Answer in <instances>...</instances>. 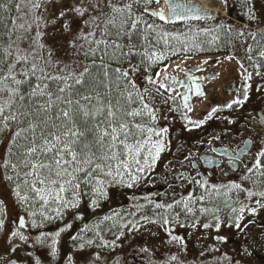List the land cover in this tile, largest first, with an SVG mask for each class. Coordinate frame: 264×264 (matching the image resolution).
Returning <instances> with one entry per match:
<instances>
[{"label":"rangeland","instance_id":"rangeland-1","mask_svg":"<svg viewBox=\"0 0 264 264\" xmlns=\"http://www.w3.org/2000/svg\"><path fill=\"white\" fill-rule=\"evenodd\" d=\"M222 1L226 16L220 19L229 20L231 18L227 11L230 10V2ZM35 2L37 0H21L11 39L16 41L21 50L29 51L35 44V34L39 30L42 33L40 43L45 45L42 51L48 53L52 50L54 62H59L61 67L71 65L77 71L83 70L84 56L69 47L70 36L60 27L63 21L56 19L62 6L69 7L77 0H59L56 3H44V0H40L44 3V7L38 10L32 8ZM154 3L153 8H160L163 1L159 0L157 3L154 0ZM252 7L255 11V19L264 21V0H252ZM136 8L137 6H134V11L137 10ZM39 16H43L48 23L45 27L44 21H41L37 29L35 20ZM142 17L155 27L161 25L149 16L143 14ZM21 24L33 26L30 31H25L19 27ZM97 35L99 38V33ZM183 53L180 57H174L160 70L153 85L147 84L145 96L148 99L145 100L147 102L145 104L148 108H136L140 110L141 115L129 118L132 124H139L144 129H153L150 139L147 131L137 132L135 128L132 129L135 134L132 136L134 140L128 142L135 144L139 141L141 151L137 159L140 160V164L137 165L134 160L121 155L120 160H127L128 167L125 168L121 164L117 170L116 160L110 162L97 160L96 163L103 165V170L93 171L90 176L77 173L72 184H78L79 187L65 184V191L59 193V200L49 197L45 203L32 190L30 185L34 177L25 175L29 168H25L22 163L29 144L25 137L29 136V133H22L17 137L15 133L20 129L11 126V121L5 128L3 121L0 120V206L3 209L0 212V221H2L0 258L9 244L20 243L34 249L35 253L29 255L32 264H66L67 223L70 216L73 217L72 220L81 223L85 219L83 216L87 215L88 220L93 219V222L88 225L87 236H83L86 237L80 246L83 250L95 247L97 244L102 251V264H135L137 261H142L143 264L147 258L151 260L150 254L162 255L167 252L171 255V259L175 257V260L179 259V262L185 264H264V208L257 207L262 215L257 213L255 216L250 211L251 208L256 207L252 202L260 200L264 204V198L252 196V202L246 204V208L248 207L245 211L246 218L237 221V211L234 212L233 209L237 210L239 206H231L228 197H226V205L222 207L213 203L207 205L203 203L200 206L195 204L196 199L190 190L192 187L189 184H185V187L179 184L185 180L184 175L188 171L182 161L189 151L183 142H179L181 127L175 125L171 113L164 111L165 108L170 109L171 97L175 98L177 95L166 86V77L202 65L204 60L209 61L208 71L219 74L218 80L208 85L206 99L196 101L188 115L195 121L191 122L192 126L196 127L216 112H213V109L217 110L221 101L232 103L238 99V95L234 93L229 95L227 90H232L231 84L234 82L243 83L244 77L240 61L231 55L196 57L189 50ZM254 82L256 84L253 88L258 92H264V77L259 76ZM160 84H164L165 88H159ZM149 110H151L150 114ZM249 113L248 111L247 114ZM153 116L155 119L152 118ZM242 119L244 126L239 130L242 135L253 134V129L255 131L262 129L254 116L249 114ZM229 121L233 129L237 121L234 117H230ZM169 131L173 134L171 146L176 145L177 149L175 152V148H171L169 159L164 160L168 150L166 133ZM157 132L160 135H156ZM158 141L162 143L163 149L156 156V147L153 145ZM153 158H155L154 162ZM194 158L190 157V166ZM145 160L148 166H145ZM178 160L181 162L179 163ZM13 164L17 165L15 169L12 168ZM139 168L143 170L138 171ZM109 171L112 175L106 174ZM132 177L136 179L133 180ZM37 187L40 185L37 184ZM261 191H264L263 182L262 187L253 190V192ZM181 192H185L187 197H183L185 195L182 196ZM127 204L129 205L126 206ZM157 204L162 207H156ZM123 205L126 207L123 208ZM169 205L172 207H168ZM201 209L206 211L202 212ZM101 213L103 216L95 220L94 215L101 216ZM20 215L27 217L29 226L37 232V238L26 235L22 229H15L12 225L11 220L14 217L18 219ZM165 219L168 220L167 224L163 223ZM237 222L240 223L239 228L235 226ZM205 224L209 227L205 228ZM50 227L51 233L47 231ZM173 227L176 228L175 232L172 231ZM198 235L204 241L200 248L201 253L193 252L191 248ZM210 246L213 247L212 251ZM94 253L96 252H93V255ZM93 255H90L88 264L93 262ZM255 255L258 257H253Z\"/></svg>","mask_w":264,"mask_h":264},{"label":"snow or ice","instance_id":"snow-or-ice-1","mask_svg":"<svg viewBox=\"0 0 264 264\" xmlns=\"http://www.w3.org/2000/svg\"><path fill=\"white\" fill-rule=\"evenodd\" d=\"M56 2L59 0H44V3ZM156 2L159 3V0ZM44 3L37 0L32 4V8L41 9ZM150 3L152 0H120L116 3L113 0H77L69 7L62 6L56 19L63 21L60 27L70 36L69 47L79 51L91 61V66L85 64L81 71H77L71 65L61 67L59 62H54L52 50L48 51L45 58L42 54L45 45L40 43L42 33L39 30L35 34L36 48L31 53V60L28 54H21L19 50L13 51L11 45L3 50V58L0 59V120L3 121L5 128L9 121L27 123V128H21L15 135L19 137L23 132L29 133V136L25 137L29 144L22 163L25 168H29L25 175L34 177L30 185L32 190L45 203L49 197L59 200V193L65 191V184L79 187L78 184H72L77 173L90 176L93 171L103 170V165L96 163L97 160L104 162L116 160L117 170L121 164L125 168L128 167L127 160H120L121 155L134 160L137 165L140 164V160L137 159L141 151L139 141L135 144L128 142L129 138L135 135L132 129L135 128L137 132L147 131L149 139L153 129H144L139 124H132L129 118L140 116L141 112L139 109L126 108L122 101L131 104L133 92L128 91V86L130 85L132 89L136 88L129 74L130 71L137 70L130 64L132 56H143L152 63L165 59L164 53L156 51L149 53L147 48L142 52L134 51L136 47L132 43L134 35H139L147 43L148 32L156 31L153 24H148L142 18V13L134 11V6ZM0 8L7 11L8 5L0 3ZM19 9V4H16V10ZM144 11L147 12V7ZM172 11L175 13V7ZM151 15L158 16L161 20L166 19L162 12H152ZM207 15L205 12L204 17L206 18ZM194 18L200 19L201 15H196ZM41 21H44L45 27L47 26L48 22L43 16H39L35 20L37 29ZM139 25H145L143 32L140 31ZM32 26V24H21L19 27L30 31ZM167 36V33L163 36L158 33L157 43L159 39H164L167 45ZM173 38L179 39V37ZM125 39L127 43L120 42ZM215 39L216 37H213V40ZM37 49L41 51L38 52ZM248 50L251 51V48ZM260 55L264 57V52ZM106 57L108 61L116 64L129 60L130 69L113 68L111 63L105 62ZM37 60L40 63H37ZM49 68H55L57 72L52 74L48 71ZM110 74L115 75L117 82L126 81L123 88L116 83V96L112 94ZM250 78L251 73L248 74L247 79ZM148 79L150 83L154 82L151 77ZM173 82L175 83L174 78ZM159 88H165V85L160 84ZM197 94L202 95L199 92ZM232 103L239 105L243 101L237 99ZM143 107L148 108L147 105ZM228 107H231V104ZM215 111L216 109H213V112ZM152 118L155 119L154 116ZM156 135L160 133L157 132ZM153 146L156 147V156H158L163 145L158 141ZM258 155L264 157V151L259 152ZM154 160L155 158L153 162ZM145 166H148L147 160ZM16 167L17 165H12L13 169ZM254 169L264 175V164L260 159L255 161ZM252 171L253 169H249V172ZM106 174L112 175V172ZM132 179L135 180L136 177ZM37 184L40 187H37ZM247 195L249 198L252 196L264 198V191H249ZM22 199L26 200L27 197ZM200 199L202 200L203 197ZM256 203L258 207L264 208L260 200ZM156 207L162 206L157 204ZM2 210L0 206V212ZM245 210V207L239 209L240 216L237 217V221L242 218ZM201 211L206 210L201 209ZM233 211L237 210L233 209ZM250 211L254 215L257 209L251 208ZM163 223L167 224L168 220L165 219ZM235 226L239 228L240 223L237 222ZM204 227L207 228L209 225L205 224ZM173 239L179 238L173 237ZM172 259L174 260L175 257Z\"/></svg>","mask_w":264,"mask_h":264},{"label":"flooded vegetation","instance_id":"flooded-vegetation-1","mask_svg":"<svg viewBox=\"0 0 264 264\" xmlns=\"http://www.w3.org/2000/svg\"><path fill=\"white\" fill-rule=\"evenodd\" d=\"M209 61L204 60V63L199 66L190 67L183 70L180 74H172L170 77H166V86L173 92H176L175 98L171 97V107L170 109L165 108V112L172 114L175 125L178 124L181 127L182 134L179 137V142H183L188 151L186 153L187 157L184 158L182 163L188 169L185 173L184 181L179 184H189L192 187L190 189L194 194V199H196L195 204H211L218 206L226 205L225 202L231 201V206L238 205L237 216H240L239 209L241 207L246 208V204L251 201L247 193L249 191L257 190L262 187V182L264 183V175L259 174L257 170L254 169L255 161L257 159L261 160L264 164V157H260L258 154L264 151V92L259 91L255 88L252 89L249 100L244 99L245 86L243 78L242 82H234L231 84L232 90L228 89L229 95L233 93L238 95V99L242 100L243 103L237 105L229 102H220V107L216 112L211 115L208 119H205L201 125L198 127L192 126L195 122L193 118L188 117L192 107L195 102L199 99H193L192 103L189 104L188 108H185L182 101L183 89L177 88L179 84L182 83L181 80L186 78V72H190L193 77H200L202 84L206 93L208 94V85L214 83L218 80L219 74L217 72L208 71ZM193 68H197L198 71L194 73ZM216 75L215 79L210 82L208 76ZM175 79V83L173 82ZM232 91V93H229ZM221 104H225L222 105ZM231 104V107L228 105ZM258 121L262 129L255 131L253 129V134L242 135L239 130L244 126L242 117H246L247 112ZM157 114V111L155 112ZM239 116V117H238ZM208 117V116H207ZM230 117L236 119V124L234 128H231L229 124ZM167 120L166 117H164ZM192 122V123H191ZM168 138V150L167 155L164 160L169 159L170 149L175 148L176 145L171 146V141L173 139V134L171 131L166 133ZM247 143H250V150L245 154H241V151L245 148ZM174 152V151H173ZM239 154V155H237ZM190 157H195L192 161V166L189 165ZM235 157V159H233ZM180 163L181 161L178 160ZM191 168V170H189ZM249 169H253L249 172ZM206 182V183H205ZM233 185H239V188L232 187ZM227 189V190H226ZM182 196L185 192H181ZM183 197H187L186 195ZM203 197L201 200L200 198ZM223 197V198H222ZM258 198V196H257ZM256 198V199H257ZM122 202V201H120ZM257 213L262 215L257 208ZM262 203V202H261ZM127 204L126 206H128ZM123 205L122 207H126ZM99 210V209H98ZM246 211V210H245ZM236 216V217H237ZM85 219L79 223V221L72 220L73 217L70 216L69 222L67 223L68 232L65 237V245L67 249L66 264H88L90 261V255H93L90 264H102L103 256L102 251L98 248L96 244L95 247H89L87 249L81 248L80 244L83 239L87 236L86 231L88 225L93 222V219L88 220V216H83ZM99 216H95V220ZM242 218H246V212L243 213ZM241 220V219H240ZM252 220V219H251ZM255 220V219H254ZM260 220V219H259ZM257 221V219H256ZM256 221H254L256 223ZM12 225L15 229H18V219L14 217L11 220ZM28 220V226H29ZM29 231H24L26 235L34 236L37 238V232L29 226ZM19 230V229H18ZM200 231V229H198ZM21 231V230H20ZM51 233V227L47 229ZM86 235L85 237H83ZM9 238V237H8ZM196 241L193 242V252L201 253V247L203 245V240L198 235ZM9 244V241H8ZM198 244V245H197ZM211 250L213 247L210 246ZM34 252V249L28 247V245H22L20 243L9 244L6 251L2 254L0 258V264H32V259L29 255ZM257 252V250H255ZM255 254V253H254ZM36 255V254H35ZM258 257V256H253ZM107 264V263H104ZM112 264V263H111Z\"/></svg>","mask_w":264,"mask_h":264},{"label":"trees","instance_id":"trees-1","mask_svg":"<svg viewBox=\"0 0 264 264\" xmlns=\"http://www.w3.org/2000/svg\"><path fill=\"white\" fill-rule=\"evenodd\" d=\"M230 2L229 15L231 19H220L211 22L191 21L177 23L173 25H163L156 27V31L148 32V42L145 43L139 35H134L132 43L136 45L134 51L142 52L147 48V51L151 53L156 51L158 53H164L165 59L152 63L145 57L140 55H134L130 58L131 66L136 67V71H130V79L135 83L136 88L132 89L128 86V91L133 92L132 102L128 104L126 101H122L126 108L136 109L144 108L146 105V86L149 84V77L154 81L157 74L162 70L171 60L182 56L183 51L189 50L193 56H216V55H231L234 59L240 61V67L244 72L246 79V87L244 91V99L247 101L250 98L251 90L256 84L254 80L259 76L264 77V57L260 55L264 52V21H257L255 18V11L252 7V0H228ZM0 3L8 5V10L5 11L0 8V59L3 58V50L11 45L13 51L19 50L21 54H28L31 60V53L36 48V45L28 51L21 50L16 41L9 39L13 29L16 27L13 25V21L16 20L18 12L16 10V4L21 7V0H0ZM155 7L154 0L148 5L141 4L137 6L136 12L143 13L144 8ZM143 18V17H142ZM255 20V21H254ZM148 23V22H147ZM140 31L143 32L145 25L138 26ZM163 36L167 33L166 37L168 43L165 45L164 39H159L157 43V34ZM243 33V35H241ZM173 37H179L174 39ZM213 37H216L213 40ZM121 43H127V40L120 41ZM151 46H148V45ZM251 48V51L248 49ZM38 52L41 50L37 49ZM42 54L47 58V52L42 51ZM143 61V62H142ZM40 63L39 60L36 61ZM105 62L111 63L112 67H120L122 70H129V60H123L122 63L116 64L108 61L107 57ZM99 63V60H97ZM88 64L91 66L90 59L84 57L83 65ZM19 67V66H18ZM48 71L55 74L57 70L55 68H49ZM251 73V78L247 79L248 74ZM110 80L112 81L113 96L117 95L116 83L123 85L126 83L124 80L116 81L115 75L110 74ZM145 84V85H144ZM153 85V83H151ZM84 90V89H82ZM142 97V100H141ZM11 126L16 128H27V123H21L19 121H11ZM28 134V132H23ZM134 137H130L129 141H133ZM98 216V214L94 215ZM103 214L101 213L102 217ZM151 260L148 258L143 264H185L177 260L170 258V254L159 255L157 253L150 254ZM164 256V257H163ZM163 257V258H162ZM143 260V259H142ZM200 263V260H198ZM135 264H142V261H137Z\"/></svg>","mask_w":264,"mask_h":264},{"label":"water","instance_id":"water-1","mask_svg":"<svg viewBox=\"0 0 264 264\" xmlns=\"http://www.w3.org/2000/svg\"><path fill=\"white\" fill-rule=\"evenodd\" d=\"M165 4L168 7V14L161 8L159 9H147V12L143 11L144 15L151 17L152 19H156L157 21L163 24H175L180 22H188V21H206V20H215L217 17H212V13L209 9L205 8L203 4L196 0H164ZM175 7V13H173L172 9ZM216 7L215 5H211V8ZM152 12L160 13L162 12L165 16V20H161L158 16H152ZM207 13V17H204V13ZM196 15H201L200 19H195ZM171 21V22H169ZM194 73L198 71L197 68L190 69ZM186 78L181 80L182 83L178 85L177 88L183 89L182 101L185 107H188L189 103L193 101L194 98L203 99L206 97V92L204 88V84H202L200 77H193L190 72H186ZM216 75L208 76V80L212 82L215 79ZM202 93V95L197 93ZM187 98V99H185ZM250 150V143H247L241 154H245L246 151ZM20 228L28 231L27 227V219L24 216L20 217L19 225Z\"/></svg>","mask_w":264,"mask_h":264},{"label":"bare ground","instance_id":"bare-ground-1","mask_svg":"<svg viewBox=\"0 0 264 264\" xmlns=\"http://www.w3.org/2000/svg\"><path fill=\"white\" fill-rule=\"evenodd\" d=\"M196 1H199L201 4L205 6V8L209 9V11L212 13V15L210 16H212L213 18L217 17V19H219L220 17L226 16L225 9L223 8L222 0H196ZM211 5H215L216 7L211 8ZM161 9H163L165 13L168 14V7L165 3H163Z\"/></svg>","mask_w":264,"mask_h":264}]
</instances>
